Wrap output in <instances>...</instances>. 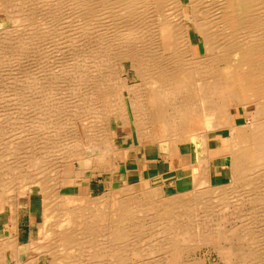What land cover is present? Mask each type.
Masks as SVG:
<instances>
[{"label":"bare ground","instance_id":"1","mask_svg":"<svg viewBox=\"0 0 264 264\" xmlns=\"http://www.w3.org/2000/svg\"><path fill=\"white\" fill-rule=\"evenodd\" d=\"M50 1L0 0V13L8 15L9 20L14 18L20 21L36 12L35 4L40 2L43 7ZM87 1H73L78 13L76 15L79 17L78 22L75 20L77 23L73 21L77 26L73 27V34L76 37L73 36V38L85 44L87 37H91L88 42L92 41L93 46L97 47L93 51L94 47L87 42L93 51L90 56L91 62L85 65L84 58L80 59L84 57V54H81L77 47L82 44L78 46L77 41L76 43L70 41L72 26H67L68 23L65 20L66 23L58 25L66 26L62 29L67 35L65 36L67 45L58 37L59 41L53 40V29L52 37L49 34V42L52 39V43L60 42H56L55 45L62 43L66 47L69 46L74 53L73 57L77 56V62L72 65L75 70L68 71H73L74 74L76 71L80 75L75 74L73 86L71 85L73 90L70 89L81 91L83 95L75 93L78 96H75V99L74 93L66 99L58 97L59 100L56 101L58 103L55 101L52 103V99L49 100L50 97L46 98L51 96L50 93L45 96V99L43 98L44 101H42L45 103L43 105L50 109L48 111L50 116L61 115V118H56V125H52L56 128L52 126L49 127L50 130L47 128L49 131L45 132L46 136L37 138L42 139L41 147H35L33 143H30L31 139L28 142L27 137L30 132L33 131L32 133L35 134L44 126L47 117H50L45 114L44 118L38 117L33 119L35 122L26 125L20 139L17 140L16 136L15 138L12 136L11 140L9 137L10 144L0 150V213L7 211L12 226L16 227L20 205L27 204L30 208L42 209L39 211V218L43 221L44 232L49 234L50 241L48 245L44 243L43 246H48L50 264H82V259L100 261L93 262L94 264H102L103 261L107 264L130 263V256H136L138 254L136 251H139L133 248L135 241L129 239L130 230L132 227L142 229L144 226L152 228L158 226L161 228L159 235L168 236L163 242L156 240L153 243H147L150 245L146 250L144 248V256L147 253L157 255L147 264H180V253L185 249L179 247L182 242L181 236L185 237L183 239L187 242L191 241L195 243L194 245H198L199 241L207 242L209 239L218 237L219 234H222L223 239L229 243L230 236L236 238L238 242L237 244L233 240L236 246L221 247L229 254L225 257L227 264H264V208H262L264 205H261L259 211L257 208L250 211L251 218L236 225L239 229L235 226L219 228L220 221L225 219L223 216L225 213L221 211L229 204L234 207V212H239L241 204L264 203V0H89V5L94 6V8L90 7L92 10L88 7ZM52 2L54 3V0ZM63 4L62 2L60 5ZM186 6H188L187 12H185ZM52 7V10H55L54 6ZM57 8L59 9L58 6ZM77 16L74 19L78 18ZM188 19L191 24L188 23ZM89 20L92 22L90 28L94 30L99 28L90 36L89 23H87ZM21 23H12L14 26L11 29L0 27V64L4 66H2L4 70L0 68V79H4L1 86L5 84L6 79L14 81L23 76L19 72L23 71L21 60L24 58L21 59L19 56L20 60L16 57L17 60L7 64V61L4 62L6 51L19 55L23 53L26 60L30 57L33 59H30L33 64L31 63V67L28 66L29 71H24L29 81L35 79L37 76L35 73L40 72H36L37 58L43 56L45 59L44 51L42 52L31 43H33L32 40L35 41L34 43L48 41L47 30L34 28L31 33H27L29 30L27 32L24 30L26 34ZM59 26L56 25L57 28ZM189 29H193L198 36L197 54L193 51ZM61 33L58 32L60 35ZM58 34L55 33V36ZM69 48H66L67 51ZM59 49L61 51L64 48ZM71 51L69 50V53ZM103 51L114 54L112 56L117 61L118 69L123 72L124 69L132 72L134 79L132 83L123 84L124 80L128 79L126 75L127 78L117 82L118 86L115 82L116 86L114 84L111 88L112 82L110 83V78L109 80L107 78L108 72L104 73L105 76L107 75L104 78L107 79L101 78L104 71L100 67L106 59L104 61L103 58L102 62L96 52L101 54L100 52ZM51 52L48 57L52 54ZM58 54L54 57L52 54L51 57L55 60ZM10 56L13 58L12 55ZM59 57L61 59V56ZM65 58L62 57V59ZM6 59L8 60L9 57ZM80 60L84 64H81ZM40 62L41 60L38 63ZM107 62H112V59ZM41 67L38 69L40 70ZM56 71H54L55 74H57ZM52 74L51 76H54ZM71 76L74 78L73 74ZM12 80L9 87L20 90L17 84L15 88ZM17 81L20 82V80ZM21 81L24 83L23 80ZM81 82L87 84H84L82 88ZM71 90L67 91L71 93ZM63 94L60 95L63 96ZM0 100L3 101L1 98ZM80 102L82 104L89 102L90 105L86 103L89 105L88 109H94L89 112L90 118L83 116L86 115L85 112L82 115L80 109L83 105H79ZM4 105V102L1 103L0 108ZM239 107L242 108L241 116L234 115L232 110L236 111ZM84 118H88V122L81 125L86 120L82 122ZM113 122L119 123L120 129L132 123L138 146L133 143L132 132H127L120 138L115 137L112 129ZM154 126H158L160 131L158 137L152 132ZM223 130H226L225 134ZM210 132H221L225 136L228 135L231 140L230 143L228 142L229 148L226 152L231 154L230 176L227 177L226 182L222 181L216 186L212 183L211 165L208 164L211 157V150L207 146ZM33 134L30 133L31 136ZM33 137L36 138V135ZM156 140L159 142L158 150L163 153L164 158H168L171 154L188 153L190 155L188 164L190 188L180 191L176 188V192L165 194L160 185L151 184L140 193L137 191V194L117 199L115 201L117 204L113 203V205L116 204L114 207L106 202L110 200L109 192V194L102 192L95 198H90L88 192L84 193L80 187L77 192H74L76 181L83 178L84 171L107 168L114 174L118 169V163L116 165L114 162L118 161L120 151H122L120 155L127 163V153L130 150L137 152L143 145ZM121 142L128 143L127 147H121ZM182 144L187 145L186 151L181 150ZM220 151L222 150H216V154H220ZM94 164H96L95 167H93ZM65 169L69 174L64 173L63 176L61 174ZM246 187L249 188L248 191H244L243 188ZM65 188L68 192L62 193V189ZM212 188L215 190L212 191ZM240 188L243 189L242 192ZM233 189L239 191L234 192ZM36 195L40 196L39 200L34 198ZM232 197L236 199L232 200ZM80 201L84 202L81 206ZM46 209L49 211L46 212ZM217 212L219 214H216ZM247 213L249 212L245 214ZM208 218L216 219L214 230L208 231L204 224L199 223L200 220L204 221ZM179 221L182 222L180 225ZM121 223H124V226H121ZM171 228L174 230L166 233ZM1 234L0 264L8 262L5 256L6 250L11 253L10 260L21 263L22 255L30 248L31 241L21 246L18 241L19 235H15L16 233L7 236ZM22 264H35V258L24 261Z\"/></svg>","mask_w":264,"mask_h":264},{"label":"rangeland","instance_id":"2","mask_svg":"<svg viewBox=\"0 0 264 264\" xmlns=\"http://www.w3.org/2000/svg\"><path fill=\"white\" fill-rule=\"evenodd\" d=\"M53 0H51L49 3H47L46 5H44L43 7H41V3L39 2H37L38 4H35V7H36V12L32 15H28V16H26L24 19H22V20H24V21H22V20H18V21H16V19H12L11 18V20H9L10 18L8 17V15L6 16V14H4V13H0V27H3L4 29H7V28H9V29H11L13 26H14V24H16V23H21V25H22V27H23V31L24 30H26V32L27 33H31L32 32V30L34 29V28H42L43 30L45 29V31L48 33V35H47V39H48V41L46 40V38H45V42H39V43H34L35 41L34 40H32V42L33 43H31L32 45L34 44V45H36L35 47L36 48H39V50L41 49V51L43 52V55H44V57H45V59L43 58V56H39L40 57V60H41V62H40V64L38 63L40 60H38L39 59V57L37 58V60H36V64H38V65H36V67H37V69H36V72L38 71H40L39 73H35L37 76H35V79H33V80H31V81H29V80H27V76L24 74V73H26V72H24V71H29V67L28 66H32V58L30 57V58H28L27 60H29V62L26 60V57H24V54L22 55V54H17V53H11V52H9V51H6L5 52V55H4V62H6L7 64L8 63H12V61H14V60H17V58L16 57H18L19 59H20V57H21V59H23L24 58V60H21V65H22V67H23V71L22 72H19V73H22V75L23 76H21L20 77V79H17V80H20V84L18 83V81L17 80H15L14 79V86L17 84V85H19V87H20V90H16V89H13V87H9V83H10V81L11 80H9V79H6L5 80V84H3V86H1L2 85V82H3V80H1L0 79V82H1V84H0V98L1 99H3V101L2 100H0V104L1 103H5V107L4 106H2L1 108H0V134H2V135H0L1 137H0V150L2 149L3 150V148L4 147H6V146H8L9 144H10V139L12 140L13 139V137L15 138V136H16V138H17V140L18 139H20L21 137H22V133H23V131H24V127L26 126V125H28V124H32V122H35L33 119H36V118H40L41 116H42V118H44L45 117V115L46 116H50V114L48 113V111H50V109L48 110L47 109V107H45L43 104H45V103H43V98L45 99V96L47 95V94H49L50 93V95L51 96H46V98H49V100H51V102L53 103L54 101L56 102L57 100H59L58 99V97H63V99L65 98L66 99V97H70L69 95H72L73 93H74V95H73V97H74V99L76 98V97H78V96H76L77 94H80L81 93V91L80 92H78V91H72L73 89H72V87H71V85L73 86V80L75 79V74L76 75H80V74H77L76 73V71H74L75 72V74L73 73V71H68V70H75V69H73L72 68V65L74 64V62H77L76 61V59L78 60V58H76L77 56H74L73 57V52L71 51V47L69 48V46H65V44H62V46L60 47V45L58 44H56L55 45V43L57 42V41H59V40H62L61 42H63V40L65 41V42H63V43H66V45H67V37H66V39H65V36H67L66 35V32L65 31H63V29L62 28H64V27H66V26H63V25H61V26H63V27H60L58 24L59 23H71V25L69 24H66L67 26H69V27H71L72 26V28H70L71 29V34H70V37L72 36V40L70 39V41H72V43H76V41H77V39H74L73 38V36L75 37V35L73 34L74 33V29H73V27H74V25L79 21V17L76 15V14H78L77 13V11H76V9H75V6H74V2H75V0H61L60 1V3H59V0H54V3L52 2ZM57 2V5L55 6V3ZM74 1V2H73ZM62 2L64 3L62 6L60 5V4H62ZM71 2V3H70ZM72 2H73V4H72ZM88 3V7L90 8V7H92V8H94V6H92L91 4V6L89 5V3H90V1L88 0L87 1ZM59 3V4H58ZM38 5V6H37ZM43 5V4H42ZM49 5V6H48ZM52 6H54V9L55 10H52L53 9V7ZM57 6L59 7V9L57 8ZM73 6V7H72ZM61 7V8H60ZM63 7V8H62ZM71 7V8H70ZM46 8V9H45ZM75 9V11L73 10V9ZM92 8H90L91 10H92ZM39 9V10H38ZM58 9V10H57ZM68 9V10H67ZM49 10V11H48ZM60 10V11H59ZM50 11H52V12H50ZM188 11V6H186L185 7V12H187ZM46 12V13H45ZM71 13H73V14H71ZM35 14H38V15H35ZM42 14V15H41ZM54 14V15H53ZM71 14V15H70ZM56 15V16H55ZM59 15V16H58ZM70 17H69V16ZM78 17V18H75L74 19V17H76V16ZM99 15V14H98ZM41 16V17H40ZM47 16V17H46ZM28 17V18H27ZM32 17V18H31ZM60 19H59V18ZM65 19H64V18ZM68 17V18H67ZM42 18V20H40V19ZM54 18V19H53ZM59 19V20H57V19ZM71 18V19H70ZM99 18V17H98ZM55 19H56V21H55ZM69 19L71 20V21H69ZM100 19V18H99ZM30 20V21H29ZM32 20V21H31ZM66 22H65V21ZM77 22H76V21ZM35 21V22H34ZM37 21V22H36ZM46 21V22H45ZM59 21V22H58ZM73 21H75V22H73ZM16 22V23H15ZM30 22H32V23H29ZM34 22V23H33ZM12 23H14V24H12ZM24 23V24H23ZM27 23V24H26ZM40 25H38V24ZM52 23H57L56 25H57V27L59 26V28H57L56 27V25H53ZM87 23H89V26H88V30H90V31H88V32H90V33H88L89 34V36L92 34H95V32L99 29H93V28H90V24L92 23L90 20L87 22ZM188 23H190L191 24V22H190V20L188 19ZM29 24V25H28ZM33 24V25H32ZM52 24V25H51ZM37 25V26H36ZM51 25V26H50ZM78 25V24H77ZM35 26V27H34ZM53 26L55 27V28H53ZM75 27H77L76 25H75ZM26 28V29H25ZM27 28H29V29H27ZM41 29V30H42ZM52 29H53V32H52ZM54 29H56L57 31L58 30H60V31H58L59 33H61V35L60 34H58V32L56 31V30H54ZM72 29H73V31H72ZM49 30V31H48ZM56 31V32H55ZM93 31V32H92ZM25 32V31H24ZM25 32V33H26ZM54 33V36H53V40L55 39H57V41H53V43H52V39H51V42H49L50 41V39H49V36L51 35V37H52V33ZM64 32H65V34H64ZM92 32V33H91ZM24 33V34H25ZM26 33V34H27ZM55 33H56V35L58 34V36H55ZM188 33H190L189 34V37H190V39H191V41H192V46H193V51H194V53L195 54H197V52H198V42H197V38H198V36H197V34L195 33V31L193 30V29H189L188 30ZM50 34V35H49ZM64 34V35H63ZM191 35V36H190ZM26 36V35H25ZM25 36H23V37H25ZM62 36H64L63 38H62ZM50 37V38H51ZM54 37H56V38H54ZM60 38L59 40H58V38ZM76 38V37H75ZM88 39H86L87 40V42H88V40H90V38L91 37H87ZM75 41V42H74ZM79 41L80 40H78L77 41V45L79 44H82V46H79V47H77V48H79L78 50H80L79 52L81 53V54H84V57L82 56V58H80L81 60H83V58H84V63H85V65H87L89 62H91V59H90V56H91V54H92V52L93 51H95L96 50V48L93 46L94 44L92 43V41H90V42H88V44H90L91 46H93L94 48H93V51H92V47L90 46V45H88L87 44V42L84 44V42L83 43H79ZM80 42H82V41H80ZM44 45H43V44ZM51 43V44H50ZM57 43H60V42H57ZM83 44H84V47H83ZM71 45V44H70ZM76 45V46H77ZM46 48H45V47ZM54 48H53V47ZM65 46V47H64ZM75 46V45H74ZM86 46H88V48L86 47ZM32 48H33V46H31ZM56 47V48H55ZM81 47H83L82 49H81ZM43 48V49H42ZM58 48V49H57ZM59 48H64V49H62L61 51H60V49ZM66 48H69L68 49V51H67V49ZM52 49V50H51ZM59 50V51H57L56 50V52L54 51V50ZM197 49V50H196ZM48 50H49V52H48ZM66 50V51H65ZM69 50L72 52H70L69 53ZM82 50V51H81ZM85 50V51H84ZM89 50H90V52H89ZM51 51H53V52H55V53H53V52H51ZM87 51V52H86ZM9 52V53H8ZM47 52L50 54V52L52 53V54H54L53 55V57L54 56H56V54H58L59 52V54H58V56L55 58V60H54V58L53 57H51L52 56V54L50 55V57H48V55L49 54H47ZM58 52V53H57ZM62 52H64V53H62ZM68 53V54H67ZM86 53H87V55H86ZM90 53V55H88ZM101 54H99L98 52H96V54L98 55V56H100V58L102 59V62H103V58H104V61H105V59H106V61L105 62H101L103 65H101V67L100 68H102L103 69V77H101V78H103V79H107L108 78V80H109V78H110V83H111V85H112V87L111 88H113V85L115 84V82H116V84H117V82L118 81H120L121 79H124V78H127L126 77V75L128 76V79H125L124 81L125 82H123V84L125 85V83H132L133 82V77H132V72L131 71H126V69H124V72L123 71H121V69H118L117 68V61L116 60H114V58H113V56L112 55H114V54H112V52H109V51H103V52H100ZM111 53V54H110ZM12 55L13 56V58L10 56V55ZM65 54V55H64ZM6 55H8V56H6ZM63 55V56H62ZM69 55V56H68ZM107 55H108V57H107ZM20 56V57H19ZM59 56H61V59H60V57ZM87 57V59H86V57ZM103 56V57H102ZM7 57H9V59L7 60L6 58ZM62 57L63 58H65V59H62ZM111 57V58H110ZM11 58V59H10ZM14 58H16V59H14ZM41 58H43V59H41ZM99 58V60H101ZM18 59V60H19ZM30 59H32L31 61L32 62H30ZM72 61H71V60ZM88 59H90L89 61H88ZM108 59V60H107ZM112 59V62H107V61H110ZM19 60V61H20ZM26 60V61H25ZM42 60H44V61H42ZM75 60V61H74ZM80 60V61H81ZM86 60V61H85ZM45 61H47V62H45ZM54 61H56V62H54ZM69 61V62H68ZM83 61H81V64H84V63H82ZM24 62V63H23ZM26 62V63H25ZM28 62V63H27ZM53 62V63H52ZM5 63V64H6ZM32 63V64H31ZM46 63V64H45ZM48 63V64H47ZM55 63H56V65H55ZM110 63V64H109ZM24 64H27V65H24ZM31 64V65H30ZM54 64V65H53ZM105 64V65H104ZM109 64V65H108ZM39 65H45V66H39ZM53 65V66H52ZM62 65H64V67L62 66ZM111 65V66H110ZM0 68L1 69H3V65H1L0 64ZM3 66V67H2ZM26 67V69H25V67ZM65 66H66V68H65ZM69 66V67H68ZM103 66V67H102ZM6 67H7V65H6ZM39 67H41L40 68V70L38 69ZM47 67V68H46ZM49 67V68H48ZM50 67H52L51 69H50ZM64 69H63V68ZM55 68V69H54ZM69 68V69H68ZM0 69V70H1ZM46 69H47V71H46ZM56 69H57V71H56ZM62 69V70H61ZM113 69V70H112ZM4 70V69H3ZM30 70H31V68H30ZM65 70H67V71H65ZM27 71V72H28ZM42 71H43V74H42ZM46 71V72H45ZM49 71V72H48ZM54 71H56L57 72V74H55V72ZM62 71H63V73H62ZM102 71V70H101ZM60 72H61V74H60ZM108 72V77L107 78H104V76H105V74ZM52 75H56L55 77L54 76H51V74ZM105 73V74H104ZM27 74V73H26ZM65 74V75H64ZM71 74H73V76H74V78L71 76ZM43 75V76H42ZM46 75V76H45ZM62 77H61V76ZM112 77H111V76ZM41 76V77H40ZM59 76V77H58ZM71 76V77H70ZM107 76V75H106ZM105 76V77H106ZM26 77V79H23V78H25ZM50 77V78H49ZM39 78V79H38ZM40 78H42V79H40ZM48 78V79H47ZM53 78V79H52ZM61 78V79H60ZM68 78H70V79H68ZM73 78V79H72ZM100 78V79H101ZM63 79V80H62ZM21 80H23L24 81V83L21 81ZM58 80V81H57ZM107 80V81H108ZM7 81H9V82H7ZM61 81H63V83H60ZM70 81V82H69ZM123 81V80H122ZM122 81H121V83H122ZM17 82V83H16ZM30 82V83H29ZM51 82H52V84H51ZM4 83V82H3ZM7 83V84H6ZM23 83V84H22ZM56 83V84H55ZM60 83V84H59ZM70 83H72V84H70ZM47 84V85H46ZM54 84V85H53ZM62 84V85H61ZM67 86H66V85ZM80 84H82V88H83V86H84V84H87V83H85V82H81ZM116 84L114 85V86H116ZM16 85V86H17ZM36 85V86H35ZM52 85V86H51ZM110 85V86H111ZM6 86V88H4ZM16 86H15V88H16ZM60 86V87H59ZM117 86H118V84H117ZM9 87V88H8ZM29 87V88H28ZM35 89H33V88ZM36 87V88H35ZM11 88H12V90H11ZM18 88V87H17ZM21 88H22V90H21ZM49 88V89H48ZM55 88V89H54ZM67 88V89H66ZM72 90H71V89ZM3 89H5V90H3ZM32 89V90H31ZM37 89V90H36ZM52 89H53V91H52ZM57 89V90H56ZM63 89V90H62ZM69 89V91L71 90L72 92L70 93V92H68L67 90ZM84 89H86V87H84ZM52 92H50V91ZM58 90H59V92H58ZM15 91V92H14ZM32 91V92H31ZM49 91V92H48ZM55 91H56V93H55ZM60 91H61V93H60ZM65 91H67L66 93H65ZM17 92V93H16ZM42 92V93H41ZM45 94H44V93ZM78 92V93H77ZM2 93V94H1ZM55 95H54V94ZM63 94V96H61L60 94ZM75 93H76V95H75ZM7 94V95H6ZM11 94V95H10ZM58 96H57V95ZM82 94V93H81ZM14 95V96H13ZM18 95V96H17ZM41 95V96H40ZM53 95V96H52ZM83 95V94H82ZM76 96V97H75ZM114 96H116V95H114ZM3 97H5V98H3ZM52 97V98H51ZM55 97H57V98H55ZM16 98V99H15ZM55 99V100H54ZM78 99H80V98H78ZM33 100V101H32ZM35 100H36V102H35ZM43 100V101H42ZM2 101V102H1ZM38 101V102H37ZM40 101V102H39ZM80 101V100H79ZM78 101V102H79ZM35 102V103H34ZM41 102H42V104H41ZM116 102V101H115ZM32 103V104H31ZM38 103V104H37ZM56 103H58V102H56ZM86 103H89V102H85V104ZM6 104H8V106L6 105ZM37 104V105H36ZM84 104V102H83V104H82V102H80V104L79 105H83V107H81V109H80V111H82V115H83V113L84 114H86V115H83V116H87L88 118H90L89 116H90V111L92 112L94 109H91L90 108V110L88 109V106L90 105V103H89V105L88 104H86L85 105ZM34 105V106H33ZM40 105H42V107H40ZM85 105V106H84ZM7 106V107H6ZM33 108H32V107ZM32 108V109H31ZM39 108V109H38ZM45 109L44 111L45 112H47V114L42 110V109ZM86 108V109H85ZM96 109V108H95ZM98 109V108H97ZM7 110V111H6ZM39 110V111H38ZM43 112H42V111ZM47 110V111H46ZM88 112V113H87ZM232 113L234 114V115H238V116H241V113H242V108L241 107H239V108H237L236 109V111H233L232 110ZM236 113V114H235ZM45 114V115H44ZM4 115H7V117H4ZM44 115V116H43ZM83 116H81V118H83ZM4 117V118H3ZM14 117V118H13ZM130 117V116H129ZM15 118L17 119V120H15ZM53 120H52V119ZM56 118H61V115L60 116H53L52 117V115L48 118L47 117V119H46V121H45V123L43 124V125H41V127L42 128H40L39 130H37V131H35V132H37V133H35V134H33L32 132H30L31 134H33L34 136L36 135V138L35 137H33V135L31 136L30 135V133H29V139H28V137H27V141L28 142H30V143H33L34 144V146L35 147H41V145H42V139H40V140H38L37 138H39L40 136L41 137H45L46 136V133L45 132H48L49 130H50V128H51V126L52 125H56ZM88 118L86 119V118H84V119H82V122H83V120H85V122H83V124L81 123V125H85V124H87V122H88ZM2 119H4V120H2ZM1 120H2V122H1ZM6 120V121H5ZM10 122H9V121ZM13 120H15V122L13 121ZM31 120V121H30ZM130 120H131V117H130ZM8 121V122H7ZM48 121V122H47ZM50 121H51V123H50ZM87 121V122H86ZM4 122V123H3ZM43 122V121H42ZM54 122V123H53ZM57 122H58V120H57ZM9 123V124H8ZM4 124V125H3ZM119 123H115V122H113L112 123V129L114 130V134H115V137H122L123 136V134H127V132L129 133V132H132V134H133V143L135 144V145H137L138 146V144H137V140H136V138H135V131H134V127H133V125H132V123H130L129 125H126L125 127H123V128H121L120 129V127H121V125L119 124ZM1 125H3V126H1ZM47 125V126H46ZM6 126V127H5ZM128 126V127H127ZM3 127V128H2ZM11 127V128H10ZM46 127V128H45ZM50 127V128H49ZM155 127V126H154ZM154 127H152V132L155 134V135H157V137H158V135H159V133H160V131H159V129H158V126H156L155 128ZM49 130H48V129ZM52 128H56V126L54 127V126H52ZM2 129H4V130H2ZM120 129V130H119ZM2 130V131H1ZM7 130V131H6ZM48 130V131H47ZM157 130V131H156ZM3 131H5V132H3ZM22 131V132H21ZM41 132H43V133H41ZM225 132H226V130H223V134H225ZM17 133V134H16ZM41 133V134H40ZM39 134V135H38ZM48 134V133H47ZM19 135H21V136H19ZM4 136V137H3ZM13 136V137H12ZM38 136V137H37ZM9 137H10V139H9ZM35 138L34 140H33V138ZM6 138H7V140H6ZM31 139V140H30ZM30 140V141H29ZM38 140V141H37ZM229 140V141H228ZM67 141V140H66ZM130 141V140H129ZM4 142V143H3ZM35 142H37V143H35ZM38 142H40V143H38ZM231 142V140H230V138H229V136L228 135H226V139H225V144H226V146H225V148L222 150V151H220L221 153H226L227 151H228V148H229V143ZM127 144L128 143H120V146L121 147H127ZM159 142L156 140V141H154V142H151V143H147L146 145H141L142 147H140L139 148V150H137V152L135 151V150H130L128 153H127V156H128V160H127V163H125V161H124V158H123V156H121L122 155V151H120L119 153H118V157H119V159H118V161L117 162H114V164H116L117 165V163H118V169H116L115 170V173L114 174H112V172L110 171V170H108L107 168H106V170H98V169H95V168H93L92 170H86V171H84V173H83V178L81 179V180H77L76 181V185H75V187H74V192H77L78 191V189H79V187L84 191V193H86V192H88V196H90V198H95V197H97L98 196V194H99V196L101 195V193L103 192V194H105L106 192L109 194V195H111L110 196V200L108 199L106 202L108 203V205L110 206H112V207H114V206H116V202L115 201H117V199H120V198H123V197H125V196H128V195H130V194H137L138 192L140 193L142 190H144L145 189V187H149V186H151V184L152 185H154V184H156V185H160L161 186V190H162V192L163 193H165V194H168V193H174V192H176L175 190H176V188H177V190L178 191H180V190H185L186 188H190L191 187V179L189 180V169H185L184 170V172L183 173H181V172H177L176 170H173V167L174 166H176L175 164H178V159H179V157H178V155H180V154H171L168 158H164V156L162 155L163 153H161V152H159ZM6 145V146H5ZM3 146V147H2ZM181 150L182 151H186L187 150V145H184V144H182L181 145ZM1 152V151H0ZM5 151H3V153H4ZM216 153V151H213V150H211L210 151V155L212 156L213 154H215ZM121 154V155H120ZM136 155V156H135ZM189 154H186V156H185V153H183V154H181L180 155V157L182 156L183 158L184 157H186V159H188L190 156H188ZM228 155V157H227V161H228V164H227V168H226V172H227V176L224 178V182H226L228 179H227V177H229L230 175V168H231V154H227ZM136 158V159H135ZM168 160H170V162L172 161V164L170 165V166H167V161ZM123 161V162H122ZM136 162H138V163H136ZM95 165L96 164H94L93 165V167H95ZM120 165V166H119ZM123 166V167H122ZM69 168H70V166H69ZM92 171V172H91ZM94 171V172H93ZM228 171H229V173H228ZM63 174H61V175H63L64 176V173H66V174H69V172L65 169L64 170V172H62ZM149 173V174H148ZM185 173V177H183V175L182 174H184ZM141 174H143V175H146V178H143V179H139V176L138 175H141ZM188 174V175H187ZM60 175V176H61ZM89 175V176H88ZM88 176V177H87ZM148 177V178H147ZM112 179V180H111ZM125 179H126V181H125ZM145 179H147V180H145ZM81 181V182H80ZM141 181V182H140ZM179 181H183L182 183H180ZM120 182V183H119ZM146 182V183H145ZM108 183V184H107ZM128 183V184H127ZM130 183V184H129ZM133 183V184H132ZM142 183V184H141ZM162 183V184H161ZM213 183V182H212ZM81 184V185H80ZM125 184V185H124ZM123 185V186H122ZM215 186L217 185V184H214ZM121 186H122V188H121ZM125 186V187H124ZM127 186V187H126ZM132 186V187H131ZM141 186V187H140ZM236 186V185H235ZM110 187V188H109ZM116 187V188H115ZM118 188V189H117ZM121 188V189H120ZM126 188V189H125ZM128 188V189H127ZM132 188V189H131ZM214 188V187H213ZM212 188V191L213 190H215V189H213ZM248 187H246V188H243L244 189V191H248L249 190V188L247 189ZM125 189V190H124ZM239 189V188H238ZM236 190V189H233L232 191H234V192H236V191H239V190ZM243 189H241L240 188V190H241V192H242V190ZM87 190V191H86ZM110 190V191H109ZM120 192H119V191ZM138 191V192H137ZM243 191V192H244ZM62 193H64V192H68V190L65 188V189H62V191H61ZM233 192V193H234ZM95 194H97V195H95ZM114 194V195H113ZM93 195H95V196H93ZM258 195V194H257ZM231 196V195H230ZM117 197V198H116ZM34 198L36 199V200H39L40 199V196L39 195H36V196H34ZM116 198V199H115ZM233 198L234 199H236L235 197H232V200H233ZM113 199V200H112ZM115 199V200H114ZM104 202L103 203H105V200H103ZM110 201H113L112 203H110ZM80 203V206L81 205H83V201H80L79 202ZM79 203H77V204H79ZM110 203V204H109ZM113 203H116L115 205H113ZM248 204V205H247ZM260 205V206H258V205ZM98 205H104V204H98ZM252 205H254V207L252 206ZM261 205H264V203H259V202H257V203H255V204H249V202H247V203H244V204H241V207H240V211L239 212H237V211H233V206H231L230 204L228 205V209L225 207L224 209H223V211H221V213L223 212V213H225L223 216L225 217V219L223 220V221H220V224H219V228H223L224 227V229H226L225 227H228V228H230L231 226H235V228H237V229H239L236 225H240L242 222H245V221H248L249 220V218H251V214H250V211H252V210H254V208H257V211H259V209H261L260 207H262ZM22 206V207H21ZM37 205H35V207H36ZM251 206L253 207V209L251 208ZM259 208H258V207ZM249 208H250V210H249ZM262 208H264V207H262ZM227 209V210H226ZM246 209H248V210H246ZM42 209L40 208V209H38V208H30L29 206H27V204H23V205H20V207H19V210H18V219H17V226L16 227H13L12 226V223H11V218H10V215H9V213L7 212V211H4V212H1L0 213V234L1 235H11V234H15V235H19L18 236V241H19V243H20V245L21 246H25V245H27V244H29L30 243V241H31V243H30V248L29 249H27L24 253H23V255H22V261H21V263H15V262H13L12 260H10L9 258H11V253H10V251L9 250H6L5 251V256H6V258H7V264H22V263H24V261H27V260H29V259H31V258H35V264H50V255L48 254L49 252H48V246H43L44 245V243L46 244L47 243V245H48V242L50 243V241H49V234H46L45 232H44V228H43V221L39 218V211H41ZM47 210V211H46ZM45 211L46 212H48L49 211V209H46ZM225 210V211H224ZM230 212V213H229ZM235 214H234V213ZM246 212H249V213H247V215L245 214ZM216 214H219L218 212L216 213ZM227 214V215H226ZM239 214V215H238ZM241 214V215H240ZM226 215V216H225ZM239 216H240V218H239ZM9 217V218H8ZM180 217V216H179ZM235 217V218H234ZM238 217V218H237ZM183 218V217H182ZM210 218V217H209ZM205 219L204 221L203 220H200L199 221V223H202L201 225H203L204 227L206 226V229L208 230V231H210V230H214V226H215V224L214 223H216V219H213L212 218V220H210V219ZM247 220H246V219ZM42 221V222H41ZM8 222V223H7ZM209 222V223H208ZM224 222V223H223ZM229 224H228V223ZM104 223V222H103ZM103 223H102V225H103ZM180 223H182V222H178V224L180 225ZM224 224V226H222L223 224ZM40 224V225H39ZM134 224V223H133ZM145 225L147 224V223H144ZM121 226H124V223H121ZM216 227V226H215ZM43 228V229H42ZM149 229H150V231H149ZM161 228H158V226L157 227H143L142 229L140 228H133L132 227V229L130 230V232H131V235H130V237H129V239L131 240L132 239V241L134 242V244H133V248H135V250H137V249H139V251H140V249L142 250V251H136L138 254L136 255V256H130V263H128V262H123L122 264H147V263H150V262H152L153 260V258L154 257H157V255H155L154 253H152V254H154V255H148V253H147V255H145L144 256V253H143V250H144V248H145V250H146V248H147V246H149V245H147V243H153V242H155L156 240L157 241H159V242H163V241H165V240H167V235L165 236V235H159V230H160ZM42 230H43V232H42ZM141 230H143V231H141ZM174 230V228H171L170 230H168V231H166V233H169V232H171V231H173ZM139 231H141V233L139 232ZM14 232V233H13ZM138 232V233H137ZM144 232V233H143ZM44 233V234H43ZM137 234V235H136ZM140 234V235H139ZM155 234V235H154ZM135 235V236H134ZM152 235H154V236H152ZM222 234H219V236L218 237H216V238H213V239H209L207 242H203V241H199V244L197 245H194L195 243H191V241H189V242H187L186 240H184L185 239V237H182L181 236V239H182V242H180V245H179V247H181L180 249H184V250H182V253H180V261H179V263L180 264H227V261H226V259H225V257H228L227 255H229L228 254V252L226 251V250H222V248L223 247H226L227 245L229 246V245H233V246H236L235 244L237 243L238 244V242L236 241V238H232V236H230L231 238H230V243H229V241L227 242V240L225 241L224 239H223V235L221 236ZM137 236V237H136ZM140 238V239H139ZM146 240H145V239ZM156 238V239H155ZM184 238V239H183ZM30 239V240H29ZM33 239V240H32ZM148 239V240H147ZM160 239H161V241H160ZM153 240V241H152ZM229 240V239H228ZM232 240V241H231ZM233 240H235L236 241V243H235V241H233ZM43 242V243H42ZM185 242H187L188 243V245H190V246H188L187 245V243H185ZM226 242V243H225ZM145 243V244H144ZM189 243H191V244H189ZM184 246H183V245ZM185 244H186V246L189 248H187L186 246H185ZM42 245V246H41ZM34 246H35V248H34ZM39 249H38V248ZM194 247V248H193ZM222 247V248H221ZM42 250H41V249ZM46 248V249H45ZM143 248V249H142ZM45 249V250H44ZM194 249V250H193ZM221 249V250H220ZM220 250V251H219ZM181 251V250H180ZM42 252V253H41ZM37 253V254H36ZM139 253H141V254H139ZM226 253V254H225ZM143 254V255H142ZM224 254V255H223ZM35 255V256H34ZM139 255V256H138ZM187 255V256H186ZM32 256V257H31ZM159 256V255H158ZM184 256V257H183ZM30 257V258H29ZM182 257V258H181ZM134 258V259H133ZM86 259V258H85ZM10 261L12 262V263H10ZM99 261V260H98ZM98 261L96 262L94 259H91V260H89V259H86L85 261H84V259H82V264H94L93 262H96V263H98ZM49 262V263H48ZM100 262V261H99ZM104 262V261H103ZM103 262H102V264H103ZM81 263V262H80ZM105 264H107V262L105 261L104 262Z\"/></svg>","mask_w":264,"mask_h":264},{"label":"crops","instance_id":"3","mask_svg":"<svg viewBox=\"0 0 264 264\" xmlns=\"http://www.w3.org/2000/svg\"><path fill=\"white\" fill-rule=\"evenodd\" d=\"M225 139H226V136L223 135L221 132H210L208 134L207 146L210 150H213V151L223 150L226 146ZM211 146L213 148H211ZM186 154L188 153H185V156ZM180 155H178L179 157L178 164H175L176 166L173 167V170H176L178 173L179 172L183 173L185 169H189L188 164L190 162V157L186 159V157L183 158L182 156L180 157ZM227 157L228 155L226 153H220V154L215 153L210 157L208 161L209 166L211 165L210 166V169L212 170L211 180L214 184L221 183L222 181H224V178L227 176V172H226V168L228 164ZM166 163H167V166H170L172 164V161L170 162V160H168ZM189 173H190V170H189ZM182 175L183 177H185L184 176L185 173ZM138 176H139V179H143L146 177V175H143V174L138 175ZM179 182L182 183L183 181H179Z\"/></svg>","mask_w":264,"mask_h":264}]
</instances>
